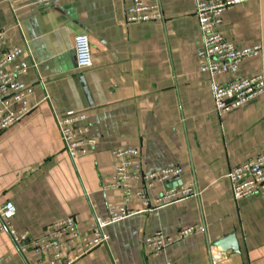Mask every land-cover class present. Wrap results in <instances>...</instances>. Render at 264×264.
<instances>
[{
	"label": "crops",
	"instance_id": "0c3cea01",
	"mask_svg": "<svg viewBox=\"0 0 264 264\" xmlns=\"http://www.w3.org/2000/svg\"><path fill=\"white\" fill-rule=\"evenodd\" d=\"M142 2L154 5L159 17L126 24L128 0H0V48L24 49L28 68L18 81L32 90L30 112L0 132V205L13 204L18 235L37 239L64 217L89 232L96 217L105 218L107 202L121 201L120 191L105 188L111 151L135 148L144 172L181 168L174 182L147 191L150 200L176 183L193 182L196 194L108 225L106 245L71 264H264V194L234 201L226 178L264 153V94L218 117L210 92L211 80L264 76V0H236L221 10L220 35L238 48L258 44L262 51L243 59L236 75L212 79L198 69L193 0ZM76 35L87 36L91 47L92 66L84 71L74 64ZM70 111L86 115L95 138L87 155L72 159L56 125ZM192 225L200 229L176 237ZM157 232L174 242L153 255L142 241ZM229 234L238 252L211 247ZM79 253L77 247L65 251L71 258ZM35 260L0 233V264Z\"/></svg>",
	"mask_w": 264,
	"mask_h": 264
},
{
	"label": "built area",
	"instance_id": "2783aa9c",
	"mask_svg": "<svg viewBox=\"0 0 264 264\" xmlns=\"http://www.w3.org/2000/svg\"><path fill=\"white\" fill-rule=\"evenodd\" d=\"M49 1V0H37ZM126 24L151 21L159 17L155 6H149L142 0H128ZM236 0H193L194 16L200 46L196 50L198 69L210 79L223 74L236 75L239 63L243 59L256 57L262 48L260 45L237 47L226 41L218 32L220 13L224 6ZM5 32L0 29V45ZM74 64L78 71L92 66L91 47L87 36L73 37ZM24 49L13 47L0 48V132L10 128L27 115L31 107L29 97L32 90L24 87L19 77L26 73L28 65L22 57ZM210 92L213 99V111L220 117L240 109L264 94V76L257 74L252 78L240 77L228 83L217 84L211 80ZM87 117L82 112L66 113L56 120L62 149L70 159L85 156L95 144V138L88 132ZM113 170L105 188L120 191L119 203L107 202L105 218L96 217L89 232H80L74 217H64L47 225L37 239L26 233L18 235L11 225L15 208L9 201L0 205V233L9 236L17 251L21 254L28 251L36 255L35 264H71L76 257L91 252L98 246L106 245L108 236L103 230L111 224L123 221L141 212H151L174 205L177 202L192 198L196 194L194 183H176L162 190L150 200L147 191L157 185L172 183L178 178L181 168L178 166L162 168L153 172H144L140 164L139 151L135 148L113 149L111 151ZM226 178L230 183V192L234 201L252 194H264V153L254 159L244 161L231 168ZM139 185V189L133 186ZM142 205L141 211L128 209L130 204ZM200 227L192 225L179 229L177 238L192 235ZM174 242L173 238L164 237L157 232L142 241V245L157 255L165 246ZM78 248L80 253L67 257L65 251Z\"/></svg>",
	"mask_w": 264,
	"mask_h": 264
},
{
	"label": "water",
	"instance_id": "95a60500",
	"mask_svg": "<svg viewBox=\"0 0 264 264\" xmlns=\"http://www.w3.org/2000/svg\"><path fill=\"white\" fill-rule=\"evenodd\" d=\"M177 178H174L172 181L174 182ZM211 247L217 249L220 252H225L230 250L232 253L238 252L237 242L235 240L234 234H229L226 237L214 241L211 243Z\"/></svg>",
	"mask_w": 264,
	"mask_h": 264
}]
</instances>
